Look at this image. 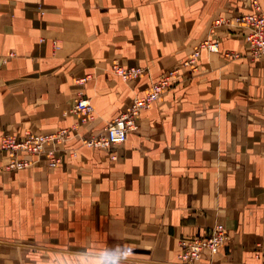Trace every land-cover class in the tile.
I'll return each mask as SVG.
<instances>
[{
	"label": "crops",
	"instance_id": "0c3cea01",
	"mask_svg": "<svg viewBox=\"0 0 264 264\" xmlns=\"http://www.w3.org/2000/svg\"><path fill=\"white\" fill-rule=\"evenodd\" d=\"M251 11V0H0V139L71 125L81 93L94 114L81 132L102 133L216 18ZM215 36L218 51L202 48L122 144L74 136L56 167L19 170L0 151V264L17 251L6 264H180V239L217 222L228 239L196 264H264V57L243 29ZM113 61L144 72L124 80Z\"/></svg>",
	"mask_w": 264,
	"mask_h": 264
},
{
	"label": "built area",
	"instance_id": "2783aa9c",
	"mask_svg": "<svg viewBox=\"0 0 264 264\" xmlns=\"http://www.w3.org/2000/svg\"><path fill=\"white\" fill-rule=\"evenodd\" d=\"M252 11L232 17H218L214 20L209 36L203 39L180 64L166 71L162 77L151 84L143 95L136 96L116 117L104 127L102 133H82L81 128L87 126L93 119V107L90 100L81 94L69 109L76 116L75 121L47 133L25 131L22 135L4 133L0 139V151L8 157L5 169L19 170L33 165L43 158L49 167H56L61 162V151L64 143L74 136H79L81 143L88 147H114L122 144L129 132L139 128V116L142 110L151 107L178 78L182 68L196 70L202 48L216 52L219 49V39L215 36L217 27L226 25L243 29L244 41L253 57H264V12L257 0H251ZM227 56L229 54H226ZM234 57L233 53H230ZM111 71L124 80L139 78L144 72L141 66H124L113 61ZM88 76L76 79L78 84L84 83ZM74 154V151H70ZM33 156L35 158H29ZM115 158V155L112 156ZM228 239V230L223 223L217 222L210 231L202 237L180 239L177 258L181 264H196L205 254H217Z\"/></svg>",
	"mask_w": 264,
	"mask_h": 264
},
{
	"label": "rangeland",
	"instance_id": "374dc122",
	"mask_svg": "<svg viewBox=\"0 0 264 264\" xmlns=\"http://www.w3.org/2000/svg\"><path fill=\"white\" fill-rule=\"evenodd\" d=\"M79 85H83V83L79 84ZM81 94H79V95H81ZM176 258H177V255H176ZM23 259H24V253L23 252H19V251L13 252V253L1 252V262H2V264H6L8 262V260H18V261L21 260L22 261ZM177 261H178V263H180L178 258H177ZM200 261H201V259L199 261H197L196 263H199Z\"/></svg>",
	"mask_w": 264,
	"mask_h": 264
}]
</instances>
